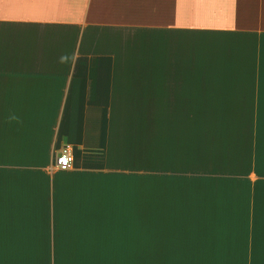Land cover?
Segmentation results:
<instances>
[{
	"label": "crops",
	"instance_id": "1",
	"mask_svg": "<svg viewBox=\"0 0 264 264\" xmlns=\"http://www.w3.org/2000/svg\"><path fill=\"white\" fill-rule=\"evenodd\" d=\"M0 264H264V0H0Z\"/></svg>",
	"mask_w": 264,
	"mask_h": 264
},
{
	"label": "built area",
	"instance_id": "2",
	"mask_svg": "<svg viewBox=\"0 0 264 264\" xmlns=\"http://www.w3.org/2000/svg\"><path fill=\"white\" fill-rule=\"evenodd\" d=\"M74 162V157L69 147L64 148L56 157L55 166L60 171L71 169Z\"/></svg>",
	"mask_w": 264,
	"mask_h": 264
}]
</instances>
